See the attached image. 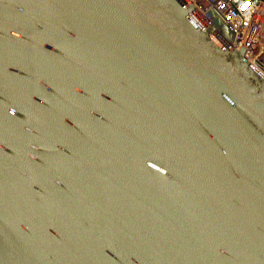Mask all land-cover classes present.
I'll return each mask as SVG.
<instances>
[{
  "label": "water",
  "instance_id": "1",
  "mask_svg": "<svg viewBox=\"0 0 264 264\" xmlns=\"http://www.w3.org/2000/svg\"><path fill=\"white\" fill-rule=\"evenodd\" d=\"M183 0H0V264H264V75Z\"/></svg>",
  "mask_w": 264,
  "mask_h": 264
},
{
  "label": "built area",
  "instance_id": "2",
  "mask_svg": "<svg viewBox=\"0 0 264 264\" xmlns=\"http://www.w3.org/2000/svg\"><path fill=\"white\" fill-rule=\"evenodd\" d=\"M203 22L214 12L233 34L232 47L244 48L246 59L264 75V0H183Z\"/></svg>",
  "mask_w": 264,
  "mask_h": 264
}]
</instances>
